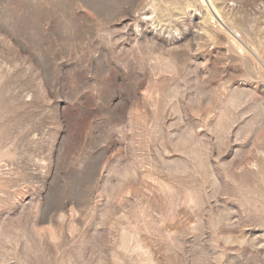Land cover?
Wrapping results in <instances>:
<instances>
[{
  "label": "rangeland",
  "instance_id": "1",
  "mask_svg": "<svg viewBox=\"0 0 264 264\" xmlns=\"http://www.w3.org/2000/svg\"><path fill=\"white\" fill-rule=\"evenodd\" d=\"M0 264H264V0H0Z\"/></svg>",
  "mask_w": 264,
  "mask_h": 264
}]
</instances>
